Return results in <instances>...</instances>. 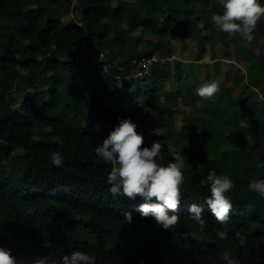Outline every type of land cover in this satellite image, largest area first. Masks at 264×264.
<instances>
[{"label": "trees", "instance_id": "16d2710c", "mask_svg": "<svg viewBox=\"0 0 264 264\" xmlns=\"http://www.w3.org/2000/svg\"><path fill=\"white\" fill-rule=\"evenodd\" d=\"M222 13L219 0H0V248L16 264L73 251L95 264H264V197L248 188L264 179V16L249 43L217 30ZM212 81L218 93L200 98ZM120 119L142 147L162 144L158 164L185 156L170 230L141 217L143 198L109 192L95 148ZM213 170L234 181L226 240L205 203Z\"/></svg>", "mask_w": 264, "mask_h": 264}, {"label": "clouds", "instance_id": "9594fccd", "mask_svg": "<svg viewBox=\"0 0 264 264\" xmlns=\"http://www.w3.org/2000/svg\"><path fill=\"white\" fill-rule=\"evenodd\" d=\"M219 3L223 13L211 17L217 30L241 34L244 40L251 43L255 39L257 23L264 16V6L258 0H219ZM219 85V81L205 82L197 88L196 94L202 99L211 98L220 90ZM136 127L130 119H120L118 126L95 148V154L111 166L107 181L113 197L122 196L129 200L143 198L144 203L136 209L141 217H153L158 226L170 230L180 220L176 213L181 203V185L185 181L182 172L185 156L170 152L172 161L166 166L158 164L157 158H162V144L153 141L150 147H142L144 138L136 132ZM152 132L157 137L164 135L161 127H155ZM57 142L63 143L60 140ZM64 162L65 157L60 152H52L53 166L63 167ZM206 179L210 185V196L205 203L217 223L222 225V228L216 230L217 238L226 240L227 224L233 208L226 193L234 187V181L228 175H217L214 170L208 173ZM248 188L264 197V179H252ZM166 210L173 214L169 215ZM188 212L201 230L207 227L202 207L191 204ZM124 220L131 223V213L125 212ZM223 259L227 264H234L227 255ZM0 264H16L10 250L0 248ZM34 264H49V258L41 257ZM51 264L58 262L53 260ZM59 264H95V260L86 252L73 251L70 255H64Z\"/></svg>", "mask_w": 264, "mask_h": 264}, {"label": "built area", "instance_id": "2783aa9c", "mask_svg": "<svg viewBox=\"0 0 264 264\" xmlns=\"http://www.w3.org/2000/svg\"><path fill=\"white\" fill-rule=\"evenodd\" d=\"M87 47L84 45L83 47H82V52L79 54V57H78V59L80 60V61H82V62H86V53H87ZM153 60H155V59H152V60H150V61H153ZM159 61H161V62H164V59H159Z\"/></svg>", "mask_w": 264, "mask_h": 264}]
</instances>
